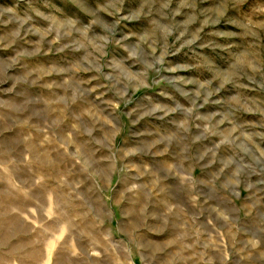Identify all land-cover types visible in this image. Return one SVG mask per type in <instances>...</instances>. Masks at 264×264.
Returning <instances> with one entry per match:
<instances>
[{
  "label": "rangeland",
  "instance_id": "rangeland-1",
  "mask_svg": "<svg viewBox=\"0 0 264 264\" xmlns=\"http://www.w3.org/2000/svg\"><path fill=\"white\" fill-rule=\"evenodd\" d=\"M0 264H264V0H0Z\"/></svg>",
  "mask_w": 264,
  "mask_h": 264
}]
</instances>
